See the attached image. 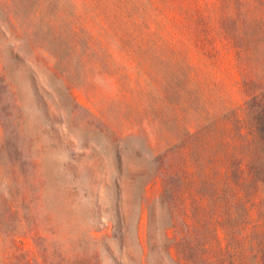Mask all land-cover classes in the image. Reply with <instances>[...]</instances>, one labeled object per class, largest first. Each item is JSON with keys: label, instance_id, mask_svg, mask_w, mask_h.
Returning <instances> with one entry per match:
<instances>
[{"label": "rangeland", "instance_id": "obj_1", "mask_svg": "<svg viewBox=\"0 0 264 264\" xmlns=\"http://www.w3.org/2000/svg\"><path fill=\"white\" fill-rule=\"evenodd\" d=\"M53 1L31 35L0 1V264H251L248 228L164 191L158 87L175 51L242 101L228 32L264 0Z\"/></svg>", "mask_w": 264, "mask_h": 264}, {"label": "trees", "instance_id": "obj_2", "mask_svg": "<svg viewBox=\"0 0 264 264\" xmlns=\"http://www.w3.org/2000/svg\"><path fill=\"white\" fill-rule=\"evenodd\" d=\"M0 1L13 7L23 0ZM24 3L33 5L24 33L31 35L34 26L54 30L58 11L53 0ZM253 10L247 7L242 25L238 16L237 28L228 32L241 59L242 101H235L221 80L198 79L186 55L172 53V71L158 87L157 110L170 127L168 138H158L170 146L157 176L176 211L184 209L188 197H193L196 212L205 210L199 202L206 199L212 213L226 215L224 223L231 219L238 228H248L250 262L264 264V59L259 56L264 53V11L250 20ZM44 45L37 43L39 49Z\"/></svg>", "mask_w": 264, "mask_h": 264}]
</instances>
